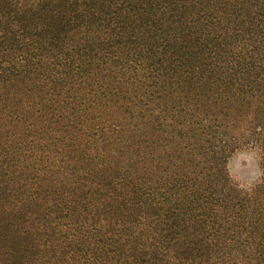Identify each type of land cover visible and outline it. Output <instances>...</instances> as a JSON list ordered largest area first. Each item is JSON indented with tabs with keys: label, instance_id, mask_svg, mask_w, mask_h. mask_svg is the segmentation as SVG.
<instances>
[{
	"label": "trees",
	"instance_id": "16d2710c",
	"mask_svg": "<svg viewBox=\"0 0 264 264\" xmlns=\"http://www.w3.org/2000/svg\"><path fill=\"white\" fill-rule=\"evenodd\" d=\"M0 264H264V0H0Z\"/></svg>",
	"mask_w": 264,
	"mask_h": 264
},
{
	"label": "rangeland",
	"instance_id": "374dc122",
	"mask_svg": "<svg viewBox=\"0 0 264 264\" xmlns=\"http://www.w3.org/2000/svg\"><path fill=\"white\" fill-rule=\"evenodd\" d=\"M229 177L242 188H248L258 182L261 176L259 158L251 149L235 152L227 162Z\"/></svg>",
	"mask_w": 264,
	"mask_h": 264
}]
</instances>
